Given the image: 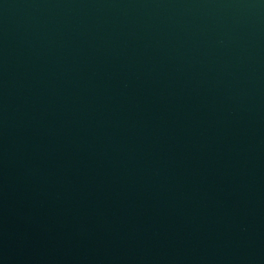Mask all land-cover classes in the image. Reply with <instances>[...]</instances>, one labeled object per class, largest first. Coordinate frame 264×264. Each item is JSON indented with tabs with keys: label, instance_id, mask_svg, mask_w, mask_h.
<instances>
[{
	"label": "water",
	"instance_id": "95a60500",
	"mask_svg": "<svg viewBox=\"0 0 264 264\" xmlns=\"http://www.w3.org/2000/svg\"><path fill=\"white\" fill-rule=\"evenodd\" d=\"M0 264H264V0H0Z\"/></svg>",
	"mask_w": 264,
	"mask_h": 264
}]
</instances>
